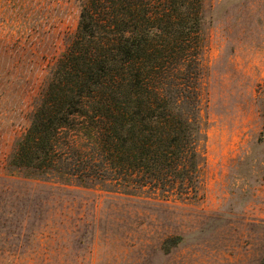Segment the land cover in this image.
Wrapping results in <instances>:
<instances>
[{
  "label": "rangeland",
  "instance_id": "rangeland-1",
  "mask_svg": "<svg viewBox=\"0 0 264 264\" xmlns=\"http://www.w3.org/2000/svg\"><path fill=\"white\" fill-rule=\"evenodd\" d=\"M76 0H0V264H264V0H207L196 198L11 166Z\"/></svg>",
  "mask_w": 264,
  "mask_h": 264
},
{
  "label": "trees",
  "instance_id": "trees-1",
  "mask_svg": "<svg viewBox=\"0 0 264 264\" xmlns=\"http://www.w3.org/2000/svg\"><path fill=\"white\" fill-rule=\"evenodd\" d=\"M206 1L76 0V33L11 166L196 198Z\"/></svg>",
  "mask_w": 264,
  "mask_h": 264
}]
</instances>
